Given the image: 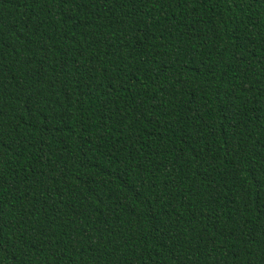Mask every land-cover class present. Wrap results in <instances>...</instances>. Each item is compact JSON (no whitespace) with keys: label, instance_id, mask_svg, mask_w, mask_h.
Instances as JSON below:
<instances>
[{"label":"trees","instance_id":"trees-1","mask_svg":"<svg viewBox=\"0 0 264 264\" xmlns=\"http://www.w3.org/2000/svg\"><path fill=\"white\" fill-rule=\"evenodd\" d=\"M0 264H264V0H0Z\"/></svg>","mask_w":264,"mask_h":264}]
</instances>
